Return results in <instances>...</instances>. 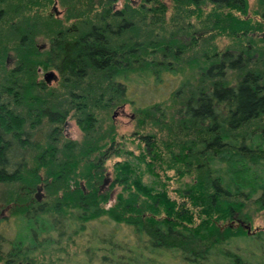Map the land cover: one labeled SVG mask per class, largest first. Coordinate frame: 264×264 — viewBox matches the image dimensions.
Segmentation results:
<instances>
[{"label":"trees","instance_id":"16d2710c","mask_svg":"<svg viewBox=\"0 0 264 264\" xmlns=\"http://www.w3.org/2000/svg\"><path fill=\"white\" fill-rule=\"evenodd\" d=\"M54 1L0 0V186L25 232L0 234V264H55L34 253L102 220L132 243L88 233L100 264H264V232L247 228L252 212L264 221V0L252 17L246 0H170L167 21L161 0H57L67 27L47 14ZM183 65L195 85L172 94L178 107L134 108L155 134L116 145L110 114L133 104L128 88ZM39 69L57 73L55 87ZM69 118L79 142L62 134Z\"/></svg>","mask_w":264,"mask_h":264},{"label":"rangeland","instance_id":"374dc122","mask_svg":"<svg viewBox=\"0 0 264 264\" xmlns=\"http://www.w3.org/2000/svg\"><path fill=\"white\" fill-rule=\"evenodd\" d=\"M134 4V7H137L140 4V0H131ZM165 6H166V12H165V18L166 21L169 18V16L172 13V5L170 3V0H161ZM248 4V16L252 17V11L255 12L257 8L256 0H246ZM114 9L120 10L122 8V2L119 0L114 6ZM47 14H51L54 19L61 20L62 26L67 27L68 23H64V15H65V7L61 6L60 3L55 0L50 6H48L46 10ZM192 23V20H191ZM194 29L196 30L198 28L197 24H194ZM44 34H38L35 37V42L39 50H46L48 47L46 38L43 36ZM264 39V33L261 35ZM187 40V39H186ZM183 40L184 42L186 41ZM215 44L217 46V49L219 51L224 50L228 45V40L224 38H217L215 40ZM194 53H189L187 56L191 57ZM8 55L12 56V53L10 52ZM187 58V57H186ZM181 69L178 70L179 72L175 76H168L163 75L161 77V83L157 85L149 84V86H139L138 88L132 85L130 88H128V93L130 96H128V100L132 102L133 104L130 105L125 104L120 109L114 110L110 116L112 119V123L115 127V134H116V145L119 143L124 142V147L126 150L134 151V147L137 145V134H145V133H154L155 130L145 128L140 130L137 126V119L135 115L134 108H143L147 106H151L154 104H159L162 108H165L166 114L172 113L173 109H176L178 105H173L171 102L173 99H171V96L174 92H176L183 84L187 85H195V72L187 65L180 66ZM37 73V80L43 81V76L46 73H52L54 76V79L52 81H49L47 83L48 88L55 87L57 84V73L52 70L48 69L46 71H43L41 69L38 70ZM63 136L66 139H69L71 141L79 142L81 140V132L76 127L73 120L70 118L66 120L64 131L62 132ZM135 136L133 137V135ZM120 159L117 158H110L105 163V172H106V178L107 181L110 182L112 179V170L111 167L115 161H118ZM168 175H171V173H167ZM184 181H187L185 179ZM144 182H148L146 178H144ZM180 185L179 182H176V180H170L169 181V196L172 198H176V196L172 193V191ZM6 187L0 186V234L4 235V237L7 240H11L13 238H16L20 236L24 232V225L17 222V217L15 215L11 214L12 207L14 209L15 206H17V203H10L6 204V201L8 200L7 194L5 196ZM117 190H114V194ZM40 197V200H46L45 197H43V192L39 189V192L37 193ZM35 194L34 197H37L38 195ZM114 194L112 195V199L108 202L106 207L110 206L112 204V200L114 197ZM43 197V198H42ZM38 199V200H39ZM106 223V221L102 220L99 222H95L91 225V227H88L84 234H79L78 236L72 238L68 241L63 239L62 241H58L54 238V243L51 245V247L46 249H41L39 247L37 251L34 253L35 258L38 261L41 262H53L55 264H100L99 263V256L101 255V252L99 251H92L89 250V248H92V246L96 247L94 245V240L89 239V234L91 232H96L98 235L101 234H107V232L111 231L114 235V238L119 241H124L127 243L126 245L129 246L132 241L130 240L129 233L125 229H119L116 226H112L109 224V226L102 227L100 224ZM248 230L251 232H257L262 231L264 232V221H262L259 214H256L252 212V219L250 225L247 227ZM89 233V234H88ZM94 235V234H93ZM6 250V247L4 248ZM95 250V249H93ZM87 251V252H86ZM89 253V254H86ZM126 254V253H123ZM168 264H176L173 262H168Z\"/></svg>","mask_w":264,"mask_h":264},{"label":"water","instance_id":"95a60500","mask_svg":"<svg viewBox=\"0 0 264 264\" xmlns=\"http://www.w3.org/2000/svg\"><path fill=\"white\" fill-rule=\"evenodd\" d=\"M53 79H54V76H53L52 73H46V74H44V76H43V81H44L45 83H49V81H52Z\"/></svg>","mask_w":264,"mask_h":264}]
</instances>
